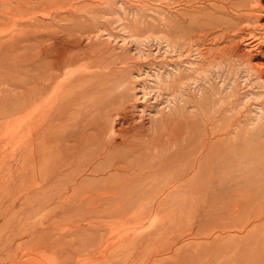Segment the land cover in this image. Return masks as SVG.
I'll list each match as a JSON object with an SVG mask.
<instances>
[{
    "label": "rangeland",
    "instance_id": "rangeland-1",
    "mask_svg": "<svg viewBox=\"0 0 264 264\" xmlns=\"http://www.w3.org/2000/svg\"><path fill=\"white\" fill-rule=\"evenodd\" d=\"M204 1L0 0V264H264V87Z\"/></svg>",
    "mask_w": 264,
    "mask_h": 264
},
{
    "label": "bare ground",
    "instance_id": "bare-ground-1",
    "mask_svg": "<svg viewBox=\"0 0 264 264\" xmlns=\"http://www.w3.org/2000/svg\"><path fill=\"white\" fill-rule=\"evenodd\" d=\"M201 10L205 62L237 65L264 87V0H205Z\"/></svg>",
    "mask_w": 264,
    "mask_h": 264
}]
</instances>
